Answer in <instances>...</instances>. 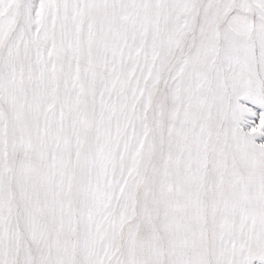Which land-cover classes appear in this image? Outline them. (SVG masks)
<instances>
[{
	"label": "snow or ice",
	"instance_id": "6c2138e0",
	"mask_svg": "<svg viewBox=\"0 0 264 264\" xmlns=\"http://www.w3.org/2000/svg\"><path fill=\"white\" fill-rule=\"evenodd\" d=\"M0 264H264V0H0Z\"/></svg>",
	"mask_w": 264,
	"mask_h": 264
}]
</instances>
